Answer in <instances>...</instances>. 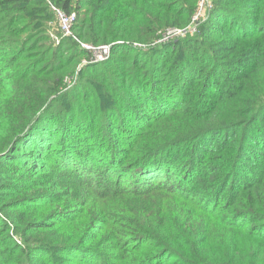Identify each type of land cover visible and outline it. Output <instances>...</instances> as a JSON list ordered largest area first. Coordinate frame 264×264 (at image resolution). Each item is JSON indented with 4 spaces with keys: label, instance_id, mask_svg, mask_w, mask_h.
<instances>
[{
    "label": "trees",
    "instance_id": "16d2710c",
    "mask_svg": "<svg viewBox=\"0 0 264 264\" xmlns=\"http://www.w3.org/2000/svg\"><path fill=\"white\" fill-rule=\"evenodd\" d=\"M49 1L111 52L0 0V264H264V0Z\"/></svg>",
    "mask_w": 264,
    "mask_h": 264
},
{
    "label": "rangeland",
    "instance_id": "374dc122",
    "mask_svg": "<svg viewBox=\"0 0 264 264\" xmlns=\"http://www.w3.org/2000/svg\"><path fill=\"white\" fill-rule=\"evenodd\" d=\"M196 6H197L196 10H195L194 14L191 16V18H190V20H189V22H188V24L186 26L180 27V28L179 27H177V28H170L168 30L166 29L165 31L158 33L157 36H156V38L153 39L152 41H150V42H148V43H146L144 45L141 44L142 47H137L136 45H134V43L132 44V47L137 48V49L148 50V49L155 48L158 45L167 43V42H169L171 40H176V39H179V38H183L186 35H195V34H197L199 32L200 25L208 17L209 11L211 9V0H199ZM197 12H198L197 17L194 20L193 18L196 15ZM173 29H175V30H185V32L182 31V33L180 35L176 36V37L174 36V37L168 38L167 40H165L163 42L160 41V40L163 39L162 37L164 35H166V33L169 30H173ZM46 31L47 32H46L45 36L48 39L45 40L46 37H44V36L43 37H39L37 39L38 40V45H36L35 51L33 53V55L35 54V56H36V54L38 55L42 51V49H43L44 46L46 47L50 43L52 44V46H58L60 44L61 40L66 39V38H62V36L58 32L57 26H56V24H54V22L49 23V25L46 26ZM149 55L152 56V54H149ZM109 57H108V59H109ZM91 58H92V55L89 53L88 59H83L81 61V63L79 65L77 71L75 72V74H73V76H69V77L64 78V80L62 82L61 91H60L61 93L68 92V91H70V90H72V89H74L76 87V84L79 81L78 73L80 72L79 70H81L82 67L88 66V65H97V64H100V63H93V64H87L86 65V62H89V60ZM101 63H103V62H101Z\"/></svg>",
    "mask_w": 264,
    "mask_h": 264
},
{
    "label": "built area",
    "instance_id": "2783aa9c",
    "mask_svg": "<svg viewBox=\"0 0 264 264\" xmlns=\"http://www.w3.org/2000/svg\"><path fill=\"white\" fill-rule=\"evenodd\" d=\"M32 1V0H30ZM47 2L50 10L53 12L55 17V22L57 26V30L61 34L62 38H69L79 44V46L89 52L92 55V58L89 60V62H86L87 64H93V63H101L108 59L111 52V45H101V46H93L90 44L82 43L80 42L77 37L73 34V26L76 21V16L74 13L67 14L63 10L55 7L49 0H44ZM198 12L194 16V20L197 17ZM193 30V29H192ZM182 31L185 32V30H169L166 35H164L162 40L165 41L168 38L176 37L182 33ZM58 41V40H57ZM58 43V42H57ZM137 47H142L141 44L134 43ZM85 65V64H84Z\"/></svg>",
    "mask_w": 264,
    "mask_h": 264
}]
</instances>
